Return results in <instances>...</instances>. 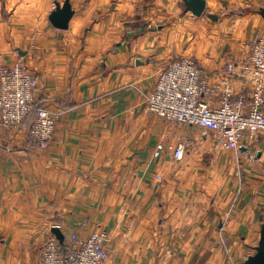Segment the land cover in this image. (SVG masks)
<instances>
[{"label":"crops","instance_id":"1","mask_svg":"<svg viewBox=\"0 0 264 264\" xmlns=\"http://www.w3.org/2000/svg\"><path fill=\"white\" fill-rule=\"evenodd\" d=\"M64 1L0 0V63L30 71L35 103L57 114L43 146L28 122L0 128V264H37L53 227L104 233L106 264H243L264 226V136L227 150L210 131L150 114L145 97L183 56L209 86L234 61V96L247 98L241 63L264 0H204L201 17L182 0H70L58 30L48 16Z\"/></svg>","mask_w":264,"mask_h":264},{"label":"built area","instance_id":"2","mask_svg":"<svg viewBox=\"0 0 264 264\" xmlns=\"http://www.w3.org/2000/svg\"><path fill=\"white\" fill-rule=\"evenodd\" d=\"M246 48L241 70L249 89L247 98L234 96V61L229 60L221 68V84L209 86L202 66L191 57L180 56L170 60L158 74L145 97L147 111L170 125L210 131L218 146L227 150L240 149L249 135L264 136V30L255 34ZM36 90V78L21 64L0 63V128L10 134L35 112L29 139L43 146L52 140L57 114L35 103ZM203 97L215 99V105ZM164 148L157 144L152 158L159 159ZM172 156L181 161L184 146H178ZM107 260L106 235L95 232L85 239L76 234L64 236L63 248L53 236L48 237L37 264H106Z\"/></svg>","mask_w":264,"mask_h":264},{"label":"water","instance_id":"3","mask_svg":"<svg viewBox=\"0 0 264 264\" xmlns=\"http://www.w3.org/2000/svg\"><path fill=\"white\" fill-rule=\"evenodd\" d=\"M70 0H65L61 5L56 4L55 9L49 14L48 21L51 26L58 30H66L68 28L69 20L74 14L70 6ZM184 11L191 13L194 17H201L205 11L204 0H182ZM260 16L264 20V9L259 11ZM209 19L215 20L214 16L209 15ZM52 236L57 240L60 247H64V235L60 232L59 228L53 227L51 229ZM243 264H264V226L260 228V236L254 254L249 256Z\"/></svg>","mask_w":264,"mask_h":264},{"label":"trees","instance_id":"4","mask_svg":"<svg viewBox=\"0 0 264 264\" xmlns=\"http://www.w3.org/2000/svg\"><path fill=\"white\" fill-rule=\"evenodd\" d=\"M35 117V112H32L27 118H26V120L24 121V122H28V126H30V124H31V122H32V120H33V118Z\"/></svg>","mask_w":264,"mask_h":264},{"label":"rangeland","instance_id":"5","mask_svg":"<svg viewBox=\"0 0 264 264\" xmlns=\"http://www.w3.org/2000/svg\"><path fill=\"white\" fill-rule=\"evenodd\" d=\"M200 30H201V28H200ZM264 29H262L260 32H262ZM202 36V35H201Z\"/></svg>","mask_w":264,"mask_h":264}]
</instances>
